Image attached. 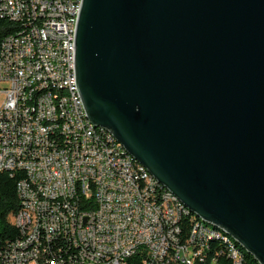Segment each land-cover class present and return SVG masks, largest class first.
Masks as SVG:
<instances>
[{
	"label": "water",
	"instance_id": "water-1",
	"mask_svg": "<svg viewBox=\"0 0 264 264\" xmlns=\"http://www.w3.org/2000/svg\"><path fill=\"white\" fill-rule=\"evenodd\" d=\"M86 115L264 264V0H81Z\"/></svg>",
	"mask_w": 264,
	"mask_h": 264
},
{
	"label": "built area",
	"instance_id": "built-area-1",
	"mask_svg": "<svg viewBox=\"0 0 264 264\" xmlns=\"http://www.w3.org/2000/svg\"><path fill=\"white\" fill-rule=\"evenodd\" d=\"M79 0H0V165L29 167L20 179V208L11 218L18 237L0 247V264H38L44 246L52 264H216L225 254L242 262L235 249L200 228L184 208L160 213L168 195L127 157L102 127L80 117L65 62ZM4 20V23L3 21ZM43 38L47 68L29 54L27 31ZM74 56V53H72ZM66 97L65 127L74 163L61 168L53 111ZM37 203L36 235L19 242L25 214L21 204ZM68 207L66 221H59Z\"/></svg>",
	"mask_w": 264,
	"mask_h": 264
},
{
	"label": "bare ground",
	"instance_id": "bare-ground-1",
	"mask_svg": "<svg viewBox=\"0 0 264 264\" xmlns=\"http://www.w3.org/2000/svg\"><path fill=\"white\" fill-rule=\"evenodd\" d=\"M81 0H79V8H80ZM79 8H76L75 11V26L77 24L78 12ZM74 40H75V28H73L72 34V42L69 45V53H65V62L68 67H74ZM27 45L29 47V54L35 55L36 65H38V69L47 68V56L44 55V45L43 38H37V30L29 29L27 31ZM70 78H71V88H74V95L79 96L76 89V81L74 77V70H70ZM66 109V97L65 96H57L56 104H53V111L57 119L54 120V129L55 130V140L57 144L60 145L61 151L59 153V163L61 168H68V163H74V156H67V152H71V139L68 136L65 127V116L64 110ZM77 111L80 113V117L89 124H92L89 118L86 115L85 108L81 102L80 98H77ZM104 129V128H103ZM106 130V129H105ZM107 133L110 134V137H113V141H116L113 134L106 130ZM116 144L120 147L121 151L125 154L126 151L121 146L119 142L116 141ZM127 157L135 163L137 167H139L142 171H145L147 177H151L154 180V184H158L161 187L163 192L168 195L163 196V201H157V209L160 210V213H167V204L172 208H184L186 211L190 210L175 196L172 192H170L167 188L163 187L158 181L148 172V170L136 161L133 157L127 154ZM1 171L12 172L16 171L15 166L9 165H0ZM19 171H23L25 174V179L31 178V170L29 167H19ZM17 189H20V182L17 186ZM21 212L25 214V223L23 233L19 235V242H29L36 235L37 226H42V219H37L38 215V207L37 203H23L21 204ZM194 219H196V224L199 225L200 228H206L208 232H212V237L217 240L223 241L228 249H235V253L238 254V257H241L239 245L225 232L205 223L202 219L196 217L193 213ZM68 215V207H61L59 211V221H66ZM15 218V216L13 217ZM239 247H238V246ZM241 248V247H240ZM35 256L39 258L38 264H52L51 259L48 257L47 249H44V246H35ZM242 259V258H241Z\"/></svg>",
	"mask_w": 264,
	"mask_h": 264
},
{
	"label": "trees",
	"instance_id": "trees-1",
	"mask_svg": "<svg viewBox=\"0 0 264 264\" xmlns=\"http://www.w3.org/2000/svg\"><path fill=\"white\" fill-rule=\"evenodd\" d=\"M4 23V20H1ZM23 171L6 172L0 170V247L6 242L18 237V229L11 222V218L20 208V201L17 196V186L20 179H25ZM191 215V214H190ZM194 218V217H193ZM218 242L225 244L223 241ZM226 245V244H225ZM238 246V245H237ZM239 247V246H238ZM242 262L240 264H259L256 259L239 247ZM132 264L138 262L131 261ZM216 264H234L225 254L216 259Z\"/></svg>",
	"mask_w": 264,
	"mask_h": 264
},
{
	"label": "rangeland",
	"instance_id": "rangeland-1",
	"mask_svg": "<svg viewBox=\"0 0 264 264\" xmlns=\"http://www.w3.org/2000/svg\"><path fill=\"white\" fill-rule=\"evenodd\" d=\"M9 86L8 82L0 81V90L3 88H7ZM3 98V95H0V99Z\"/></svg>",
	"mask_w": 264,
	"mask_h": 264
}]
</instances>
